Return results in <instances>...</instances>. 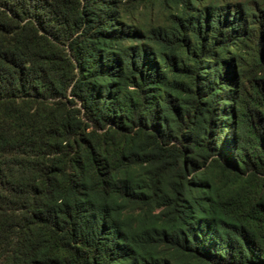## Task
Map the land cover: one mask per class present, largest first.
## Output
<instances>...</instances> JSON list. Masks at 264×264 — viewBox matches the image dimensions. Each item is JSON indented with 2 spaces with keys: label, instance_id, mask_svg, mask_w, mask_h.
Returning <instances> with one entry per match:
<instances>
[{
  "label": "trees",
  "instance_id": "16d2710c",
  "mask_svg": "<svg viewBox=\"0 0 264 264\" xmlns=\"http://www.w3.org/2000/svg\"><path fill=\"white\" fill-rule=\"evenodd\" d=\"M0 264H264V0H0Z\"/></svg>",
  "mask_w": 264,
  "mask_h": 264
}]
</instances>
